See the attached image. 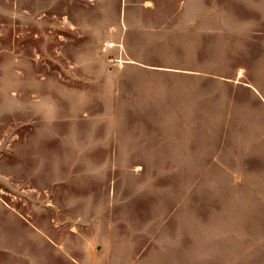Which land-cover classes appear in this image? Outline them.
<instances>
[{
	"label": "rangeland",
	"instance_id": "1",
	"mask_svg": "<svg viewBox=\"0 0 264 264\" xmlns=\"http://www.w3.org/2000/svg\"><path fill=\"white\" fill-rule=\"evenodd\" d=\"M0 264H264V0H0Z\"/></svg>",
	"mask_w": 264,
	"mask_h": 264
}]
</instances>
